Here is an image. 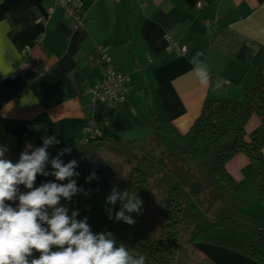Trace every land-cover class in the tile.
<instances>
[{
	"label": "crops",
	"instance_id": "obj_1",
	"mask_svg": "<svg viewBox=\"0 0 264 264\" xmlns=\"http://www.w3.org/2000/svg\"><path fill=\"white\" fill-rule=\"evenodd\" d=\"M80 4L86 24L73 30L58 11L47 19L49 0H0V145L8 147L5 156L14 163L26 146H42L44 136L59 140L48 148L50 160L61 149H78L88 92L104 78L96 48H105L115 70L128 77L129 103L140 115L170 124L181 135L205 102L240 97L264 70V0ZM37 18L46 24H37ZM166 36L177 51L167 53ZM204 66L206 86L198 78ZM48 181L50 176H38L36 186ZM258 206L262 221L252 216L264 229V203ZM198 248L212 264H254L226 250Z\"/></svg>",
	"mask_w": 264,
	"mask_h": 264
},
{
	"label": "trees",
	"instance_id": "obj_2",
	"mask_svg": "<svg viewBox=\"0 0 264 264\" xmlns=\"http://www.w3.org/2000/svg\"><path fill=\"white\" fill-rule=\"evenodd\" d=\"M92 117L95 133L62 158L65 163L77 160V185L89 192L61 201L69 214L78 210L77 219L87 217L95 233L112 232L118 244L143 254L146 264H212L205 258L192 261L199 246L264 264V229L255 225L250 212L254 200L264 203V70L240 98L205 102L184 135L158 119L145 120L128 96L115 108L88 105L87 120ZM253 117L258 124L246 134L245 125ZM142 131L151 134L133 142L124 138ZM238 156L246 164L234 180L226 165ZM93 170L99 179L86 183ZM114 186L143 202L141 215L128 214L136 221L132 226L108 218L106 208L115 212L121 207L119 201L115 206L106 203ZM152 200L159 219L150 216ZM181 244L191 249L189 258V248L181 250Z\"/></svg>",
	"mask_w": 264,
	"mask_h": 264
},
{
	"label": "clouds",
	"instance_id": "obj_3",
	"mask_svg": "<svg viewBox=\"0 0 264 264\" xmlns=\"http://www.w3.org/2000/svg\"><path fill=\"white\" fill-rule=\"evenodd\" d=\"M198 78L201 85L208 84L205 66ZM41 139L42 146H26L15 163L5 156L8 147L0 145V264H146L143 254L118 244L112 232L95 233L87 217L77 219L78 210L69 214L61 201L71 202L78 193L87 196L89 192L77 185V160L65 163L61 159L71 149H61L50 160L48 148L59 140L55 135ZM38 176L55 179L36 186ZM98 179L93 170L85 182ZM21 186L26 190L21 191ZM117 201L119 211L105 209L109 220L134 225L136 221L128 214L141 215L142 200L114 186L106 203L115 206Z\"/></svg>",
	"mask_w": 264,
	"mask_h": 264
},
{
	"label": "built area",
	"instance_id": "obj_4",
	"mask_svg": "<svg viewBox=\"0 0 264 264\" xmlns=\"http://www.w3.org/2000/svg\"><path fill=\"white\" fill-rule=\"evenodd\" d=\"M50 8L46 12L47 19L54 17L55 12H60L62 17L70 24L73 30L80 29L86 24V16L81 10L80 0H49ZM112 4H118L119 0H107ZM200 8V4L197 5ZM37 24L45 25L46 20L44 18H37ZM208 24H206V28ZM167 43V53L177 51L176 45L173 43L170 36L165 37ZM28 50H25L27 53ZM187 52L186 48L179 50L180 55H185ZM98 59L99 65L104 70V78L101 83L96 84L88 92L91 100L89 107L92 109L94 104L104 105L108 108H115L122 105L128 96V77L117 72L106 55L105 48H96L94 52ZM28 66L22 64L21 68L26 70ZM228 85V83H225ZM96 120L92 117L87 120L86 127L83 134V143L87 142V138L95 133ZM69 148V147H68ZM71 149V148H70ZM72 152V150H71ZM71 154V153H70ZM69 155V154H65Z\"/></svg>",
	"mask_w": 264,
	"mask_h": 264
},
{
	"label": "rangeland",
	"instance_id": "obj_5",
	"mask_svg": "<svg viewBox=\"0 0 264 264\" xmlns=\"http://www.w3.org/2000/svg\"><path fill=\"white\" fill-rule=\"evenodd\" d=\"M238 98H240V97H238ZM257 124H258V120L254 117L251 118L245 125V128H244L245 133L249 134L252 130H254L256 128ZM147 132H149V131H147ZM149 135L144 137L143 135L129 134V135H125L124 138H126L130 142H133V141H138V140H144V139L148 138ZM114 140H116V139H111V141H114ZM142 149L145 153L147 152V149H145V147ZM245 164H246L245 159L242 156H238L233 161L229 162L226 165V170L234 180H238L240 178V169L242 167H244ZM156 203H157L156 200H152L150 202V204H152L151 209H150L151 210L150 216H152V218H154V219H156V218L159 219L158 214H157V210H156V205H155ZM258 204H259V201L254 200L250 212H251V215L257 217L255 219H261V221H262L263 214H262V211L259 209ZM185 248H189V247H184L181 244V250H184ZM190 250H191L190 248L186 249L187 252L186 251L185 252H186L187 258H189V255H191V253L193 252V254L191 256L192 261L196 262V261H199L198 258H204V255H203L204 252L202 253L198 247H197L196 251L194 250V251L190 252Z\"/></svg>",
	"mask_w": 264,
	"mask_h": 264
}]
</instances>
